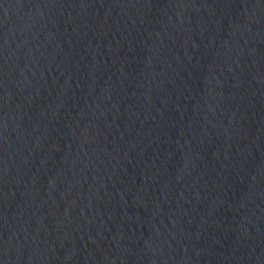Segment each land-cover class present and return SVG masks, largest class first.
I'll list each match as a JSON object with an SVG mask.
<instances>
[{"label": "water", "instance_id": "water-1", "mask_svg": "<svg viewBox=\"0 0 264 264\" xmlns=\"http://www.w3.org/2000/svg\"><path fill=\"white\" fill-rule=\"evenodd\" d=\"M0 264H264V0H0Z\"/></svg>", "mask_w": 264, "mask_h": 264}]
</instances>
